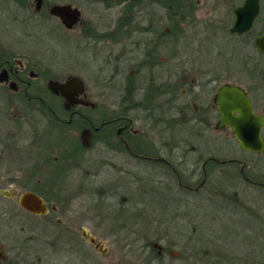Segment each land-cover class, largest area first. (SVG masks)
Segmentation results:
<instances>
[{"label": "flooded vegetation", "instance_id": "obj_1", "mask_svg": "<svg viewBox=\"0 0 264 264\" xmlns=\"http://www.w3.org/2000/svg\"><path fill=\"white\" fill-rule=\"evenodd\" d=\"M97 1L114 11L110 22L96 24L83 17L85 11L79 0H0V31L16 24L27 28L32 24L39 31L37 35L32 28L25 29L16 38L0 32V262L18 264L6 254L7 246L16 248L15 255L19 250L21 239L15 234L75 232L77 227L64 226L58 211L66 213L80 207V218L114 219L112 227L124 231L137 224L147 192L151 201L159 200L161 194L173 201L195 197L226 164L240 171L239 185L256 189L264 196V178L248 177L245 160L223 161L206 148H196L193 152L202 166L191 172L187 170L190 150L174 139L175 131L184 133L189 124L207 135L214 123L215 131L229 133L240 152L263 155L264 149L260 153L243 149L234 127L220 126L223 113L215 99L224 85L238 87L246 94L252 113L264 116V65L247 55L240 74L230 73L226 80L217 70L214 86L210 81L177 82L173 76L177 68L175 56L161 55L174 41L170 29L158 32V0ZM263 2L260 0V14L253 28L244 34H232L246 39L245 49L252 46L261 59L264 53L258 51L256 39L264 33ZM56 5L77 8L80 20L67 28L52 13ZM260 21L261 28L254 34ZM61 29L73 34L72 45L77 53L90 52L96 65L92 63L94 91L79 76L67 74L64 68L47 60L54 48L45 39L49 36L50 41H56L55 33ZM73 77L83 81L82 87L73 83L63 92L60 85ZM201 99L205 105L199 104ZM239 114L236 111L233 115ZM140 122L146 123L145 131L135 127ZM260 135L264 143V125ZM96 154H103L101 164L107 174L103 182L107 193L100 195L95 193L94 185L100 170ZM84 165L89 168L88 177L77 181L76 171ZM143 167L154 177L163 175L173 183L160 181L162 187L153 179L157 187L148 191L142 182ZM74 181L87 193L66 194L63 188ZM27 192L44 201L45 214L33 213L21 205L19 198ZM222 195L220 192L212 196L216 199ZM249 208L246 205V210H237L248 214L247 220L238 218L237 231L249 230L253 219L262 217ZM132 217L133 223L129 220ZM79 228L82 238L90 243L84 232L92 233L83 225ZM9 233L17 241L10 239ZM109 252L110 248L106 254Z\"/></svg>", "mask_w": 264, "mask_h": 264}, {"label": "rangeland", "instance_id": "obj_2", "mask_svg": "<svg viewBox=\"0 0 264 264\" xmlns=\"http://www.w3.org/2000/svg\"><path fill=\"white\" fill-rule=\"evenodd\" d=\"M79 1L85 11L83 17L93 20L96 24L110 22L114 17L112 16L114 11L109 10L101 1L100 3L97 0ZM197 1L194 21L180 22V28H176L175 35L171 37L174 41L173 46L161 51V55L175 56L173 63L177 68L173 76L177 82L196 84L210 81L211 86H214L217 70H221L225 76L223 79L226 80L231 77L230 73L240 74L243 66L246 65L244 61L247 60V55L254 58L255 63L261 62L264 65V59L257 56L252 46L245 49L246 39L232 35L228 31L233 22L230 9L237 5L239 0H233L234 3L230 4L228 0ZM262 8L264 11V6ZM156 9L155 21L158 22L156 24L162 29H170L171 33L170 24L173 22L171 16L174 15L161 6ZM177 18L179 19L180 16ZM31 28L37 35L39 34L32 24L29 28L16 24L0 32L16 38L25 33L23 30L29 31ZM260 28L261 21L253 29V33H257ZM61 31L55 33L56 41H50L49 36L45 39L47 43L52 42L54 48V53L47 54V60L56 67L64 68L67 74L79 76L86 86L90 87L91 92L94 91L92 63L96 65L90 52L84 50L77 53L73 48L75 42L72 38L73 34L66 33L63 29ZM185 69L190 73H185ZM202 103L204 100L201 99L199 104L205 105ZM17 113L18 110L15 109V114ZM213 125L214 123L208 129L207 135L203 132L201 134V129L192 124L186 127L184 133L177 134L178 132L175 131L176 142L182 143L190 150L187 170L191 172L201 170L202 161L196 159L197 154L193 149L197 148L200 151V148L202 150L206 148L221 160L222 158L245 160L248 163L247 174L264 178V154L255 156L240 152L229 133L216 132ZM135 127L141 131L147 129L146 123L142 122L136 123ZM96 158L100 162L98 163L100 170L97 171L98 176L94 185L95 193L100 195L107 193L103 190V182L107 174L104 173L101 164L103 154H96ZM84 166L76 171L77 181L82 177H88L89 168ZM149 171L144 167L141 171L143 185H146L148 191L157 187L154 186L153 179L159 182V186L163 183L160 181L168 185L173 183L170 178L166 180V176L159 174L154 177ZM239 172L231 165L221 166L219 173L213 176V182L208 183L205 190L203 189L197 196L190 195L182 201L170 199L168 204L163 201L157 202L158 200L152 202L150 200L152 196L145 191L147 193L146 197L142 198L139 220L142 222V215L146 220L139 226L132 225L124 231L112 227L114 219L96 218L92 221L88 218H80V207L75 206L76 209L65 210L66 213L58 211L57 216L62 218L64 226L77 227L73 232L75 234L57 232L15 234L21 239L18 245L19 253L15 255L16 248L6 245V254L10 260L16 259L18 264H264V196L256 189L239 185L241 177ZM86 184L84 182L83 185ZM79 186L81 185L74 181L63 189L66 194H86L87 191L80 190ZM161 186L163 187V184ZM220 192L223 194L222 197L215 199L212 196ZM246 205L257 210L262 217L254 218L249 230L245 228L237 231L240 227L237 225L238 218L243 217V220H247V213L238 212H242ZM82 225L110 248L108 254H103L82 238L79 228ZM59 235L61 236L58 237ZM9 237L17 241L13 234L9 233ZM151 242L158 243L162 250L167 249L161 262L154 260L151 263L148 258L150 250L146 244ZM15 244L14 242L13 245ZM0 264L10 263L0 262Z\"/></svg>", "mask_w": 264, "mask_h": 264}, {"label": "water", "instance_id": "obj_3", "mask_svg": "<svg viewBox=\"0 0 264 264\" xmlns=\"http://www.w3.org/2000/svg\"><path fill=\"white\" fill-rule=\"evenodd\" d=\"M259 7L260 0H245L241 6L234 9V23L229 31L232 34L249 32L259 15ZM52 8V13L58 16L67 28L73 27L80 20V11L71 7V5H56ZM256 47L258 51L264 53V33L257 37ZM67 81L65 85L59 84L63 92L67 91L73 83L78 84L80 88L83 84V81L78 77H73ZM215 102L220 106V111L223 113L220 126L234 127L235 136L243 149L252 150L256 153L262 152L264 143L260 134L264 125V116H257L252 113L251 104H249L250 102L244 91L238 87L224 85L217 94ZM236 111L240 113V116L233 115ZM19 199L21 205L33 213L45 214L47 212L44 201L34 193L27 192ZM84 236H88V241L91 244H95V248L99 249L103 254L108 252L109 248L105 246L102 240L98 241L95 235H88L85 231Z\"/></svg>", "mask_w": 264, "mask_h": 264}, {"label": "trees", "instance_id": "obj_4", "mask_svg": "<svg viewBox=\"0 0 264 264\" xmlns=\"http://www.w3.org/2000/svg\"><path fill=\"white\" fill-rule=\"evenodd\" d=\"M158 1H159L158 3L163 8H165L166 10L171 11V13L174 15V17L171 16V20L173 19V22L170 24L171 33L174 34V35H175V33H174L175 31L174 30L176 28H180V26H179L180 25V22H183V21H185V22H192L196 18L195 17V15H196V12L195 11L197 10V5H198V1L197 0H158ZM228 1H229V4L230 3H234L233 0H228ZM240 1L241 0L238 1V4L241 3ZM263 6H264V4H263ZM230 12L232 13V10L231 9H230ZM177 16L178 17L180 16V18L178 19ZM263 17H264V15H263ZM158 26H159V24H158ZM158 32L160 34L167 33L166 28L165 29H162L161 26L158 27ZM222 160L224 161L225 159L222 158ZM228 165H231V163L228 164ZM232 165H234V164H232ZM247 175H248V177L257 178V176L256 175H253V174L252 175L251 174L250 175L247 174ZM160 194L161 193H159V195ZM159 198L160 199L157 202L163 201V202H166V204L169 203V200H167L163 194H161L159 196ZM154 203H156V202H154ZM140 217H137V220H136L137 221V224H136L137 226H139V224H141L142 222H144V220H146V218L144 217V215H142L143 218H142V222H141L139 220ZM129 220L133 223V217H132V219H129ZM146 246L149 247V250H150L149 251V255H147V256L150 259V262L151 263L154 260L159 261V262H161L163 260V257L166 255V250L167 249L162 250V249H160L162 247L160 245H158V243H155L154 244L152 242L149 243V244H146Z\"/></svg>", "mask_w": 264, "mask_h": 264}, {"label": "bare ground", "instance_id": "obj_5", "mask_svg": "<svg viewBox=\"0 0 264 264\" xmlns=\"http://www.w3.org/2000/svg\"><path fill=\"white\" fill-rule=\"evenodd\" d=\"M244 2H245V1H244ZM241 5H242V4L239 3V4L235 5V6L231 9V10H232V16L234 15V11H235L234 9L238 8V7L241 6ZM259 8H260V7H259ZM259 14H260V12H259ZM263 15H264V11L262 10V16H261V17H263ZM258 16H259V15H258ZM258 16H257V17H258ZM263 18H264V17H263ZM255 20H256V19H255ZM233 23H234V19H233V22H232V24H231L230 29L233 27ZM253 26H254V25H253ZM230 29H229V30H230ZM229 30H228V31H229ZM229 32H230V31H229ZM230 34H232V33L230 32Z\"/></svg>", "mask_w": 264, "mask_h": 264}]
</instances>
